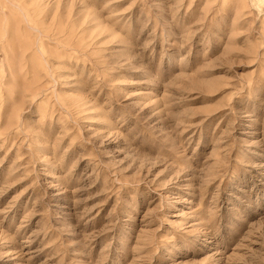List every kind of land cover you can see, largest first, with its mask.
Listing matches in <instances>:
<instances>
[{
  "label": "rangeland",
  "instance_id": "1",
  "mask_svg": "<svg viewBox=\"0 0 264 264\" xmlns=\"http://www.w3.org/2000/svg\"><path fill=\"white\" fill-rule=\"evenodd\" d=\"M0 0V264H264V0Z\"/></svg>",
  "mask_w": 264,
  "mask_h": 264
},
{
  "label": "bare ground",
  "instance_id": "2",
  "mask_svg": "<svg viewBox=\"0 0 264 264\" xmlns=\"http://www.w3.org/2000/svg\"><path fill=\"white\" fill-rule=\"evenodd\" d=\"M260 1H262V0H250L251 5H255V6H258L259 5L258 2H260Z\"/></svg>",
  "mask_w": 264,
  "mask_h": 264
}]
</instances>
